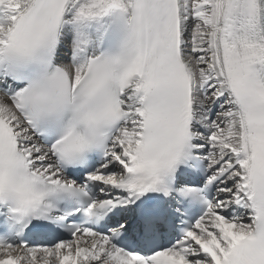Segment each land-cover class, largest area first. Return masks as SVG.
<instances>
[{"label":"snow or ice","instance_id":"6c2138e0","mask_svg":"<svg viewBox=\"0 0 264 264\" xmlns=\"http://www.w3.org/2000/svg\"><path fill=\"white\" fill-rule=\"evenodd\" d=\"M0 264H264V0H0Z\"/></svg>","mask_w":264,"mask_h":264}]
</instances>
